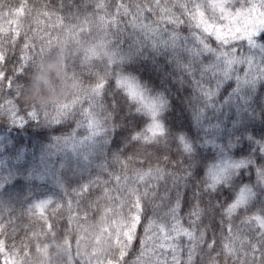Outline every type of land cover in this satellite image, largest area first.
Segmentation results:
<instances>
[{"label": "trees", "instance_id": "trees-1", "mask_svg": "<svg viewBox=\"0 0 264 264\" xmlns=\"http://www.w3.org/2000/svg\"><path fill=\"white\" fill-rule=\"evenodd\" d=\"M101 3L102 9L97 7ZM183 3L190 9L202 5L204 15L198 19L213 28L222 27L213 21V15H221L225 0H161L162 7L166 5L173 17L184 21L179 27L162 18L154 0H0V27L4 29L0 31V264H137L145 250L142 242L152 245L147 238L157 231L156 226L163 224L170 231L177 222L183 228L195 227L197 236L205 232L208 242L215 241L211 251L206 245L201 246L203 253L197 250L193 264H241L244 253L249 254L250 264L251 244H258L264 229L254 220L245 221L264 216V189L258 188L248 205L231 217L225 214V203L234 201L239 184L255 182L254 167L241 169L231 185H221L212 195L202 193L199 181L207 163L225 152L233 157L250 155L257 164L264 163V153L256 144V140L264 142V79L257 80L254 87L245 84L247 64L234 65L230 78L223 80L219 89L212 72L203 76L199 71L194 76L186 73L182 65L198 50L202 54L194 67L215 63V56L203 51L196 37L213 50L225 48L196 27L179 7ZM120 4L128 8L127 14L118 11ZM239 5L236 0L233 11ZM18 9H23L20 17L15 15ZM13 20L18 23H11ZM256 41L264 45V33ZM231 46L239 56L254 58L252 75H256L264 53L250 48L246 40L243 45L232 42ZM123 70L137 73L168 97L170 106L163 119L170 133H186L196 148L197 163L190 177L185 174L176 181L172 175L166 180L153 176L144 182L134 181L135 169L147 171L155 164L150 151L133 153L136 142H130L131 134L141 129L146 118L129 111L114 89L111 78ZM100 78L109 80L101 95L93 98L91 89ZM209 89L216 95L211 106L205 107L203 93ZM236 89L239 91L234 92ZM69 93L73 96L41 111L36 120L21 102L32 101L42 108ZM73 100L74 109L66 115L61 106ZM112 118L118 127L110 137L102 134L79 143L92 133L90 119L105 127V121ZM59 136L57 145L54 138ZM65 137L74 139L65 146ZM205 140L219 147L206 145ZM115 153H120L121 161L133 157L126 170L114 159ZM171 155L175 158V153ZM116 176L121 177L119 184ZM124 176L129 177L127 182ZM84 185H89L88 189ZM129 188L136 190L134 195ZM137 196L139 210L135 207ZM49 197L54 202L46 206L43 216L35 209L29 211L30 205ZM177 203L179 208L171 213ZM201 210L193 226L196 217L191 213ZM135 215L140 217L136 234L121 260L125 233L130 230L118 233L112 224ZM237 236L233 242L240 249L239 256L226 257L223 245ZM240 239L246 241L242 248ZM174 242L180 244L178 258L186 264L191 247L188 238L182 235ZM171 256L169 251V264ZM139 264L152 262L145 256Z\"/></svg>", "mask_w": 264, "mask_h": 264}, {"label": "snow or ice", "instance_id": "snow-or-ice-1", "mask_svg": "<svg viewBox=\"0 0 264 264\" xmlns=\"http://www.w3.org/2000/svg\"><path fill=\"white\" fill-rule=\"evenodd\" d=\"M154 5L156 8H159L160 11L164 14L162 17L163 19H166L168 23L171 24H179L181 21L179 18H175L171 14V9L167 8V6H161V0H154ZM98 8H103L104 5L98 4ZM180 8L183 9L184 13L189 16L190 19L195 21L197 28H202V32L206 34H213L218 41L221 42L222 48H225L224 51L213 50L208 43L205 42L204 39L200 37H196V39L199 41V43L203 46V51L212 53L215 56V63L208 64V65H201L198 69L194 67V61L197 59L199 55H201V51L198 50L194 53H192L191 60L187 63L182 65L184 71L188 73L189 75L194 76L197 71L201 73V75H206L209 72L213 73V76L218 78L217 83V89H219L220 84L223 82V80H226L230 78V70L233 68L236 64H247L248 65V71L245 73V84L254 87L256 84V81L259 79H264V61L261 62L260 66H256V75H252V69L255 65V60L253 57L250 56H239L237 54V49L231 46L230 41L236 40V39H244L247 41V44L250 48H258L261 53H264V45L258 44L257 41L253 38V33L257 30L254 28L244 27L239 24V22L236 23L235 26L230 27L228 31H222L220 27L213 28V26L209 23H206L203 19H198V17H203L204 13L200 11V6L198 4H194L193 7L190 9L188 3H183L179 5ZM138 11L140 9V6H137ZM120 9H123L125 14L128 13V8L120 4L118 5V11ZM148 10L152 11V7L148 6ZM23 14V9H18L15 12V15L17 17H20ZM142 14V13H141ZM101 20H103V17H101ZM114 22V21H113ZM11 23H18L17 20H13ZM4 29L0 27V31H3ZM19 33L17 32V35ZM174 40L179 39L178 36L173 37ZM51 44V42H49ZM226 46V47H225ZM0 59H3L2 56H0ZM2 75V74H0ZM251 76V79L249 77ZM239 80V78H237ZM105 80L103 78H100V82L96 83L95 86L91 89V93L93 94V98L100 96L101 91L104 88ZM239 89L234 90V92H238ZM216 95V92L209 89L208 91H205L203 93V98L206 102L205 107L211 106V101L213 96ZM232 94H230L231 97ZM226 103L228 101H225ZM62 109L67 110V105H62ZM145 107L152 112L153 115V122L148 126L146 129V132L144 133H138L134 139H141L144 142H147L151 140L157 133L162 131V128L159 124V121L155 119V109L153 104L151 103H145ZM88 112V110H85ZM32 119L36 120L39 118V114L37 112H30L28 113ZM91 115V113H89ZM45 118H47V113H45ZM199 121V117L197 118ZM15 123V120L13 121ZM58 122V121H55ZM21 124L20 126H22ZM89 128L92 129V133L89 137H85L84 140L80 141L79 143L83 145L87 140H91L94 136H100L105 132V129L102 125V123L99 120L96 119H90L89 120ZM150 133V135L148 134ZM73 137H65L63 138V144L67 146L70 141H72ZM180 143L183 144L186 151H191V144L185 139V137L181 136L179 137ZM60 138H57V145L60 143ZM204 143H212L214 147H219L214 143V141L205 140ZM256 144L260 145L259 151L264 152V142L262 141H256ZM233 145L230 143L228 147H232ZM53 147V146H51ZM73 151L76 150L75 143H73ZM221 151H224L223 148H221ZM88 158L87 155H84V159L86 160ZM114 159L118 163L122 165V167L126 170L130 163L133 161V157H127L125 160L121 161L119 160L118 156H114ZM250 161H240L239 163L231 162L228 160H224L221 163H217L214 165L209 166L208 168V177L211 181V184L209 187L214 188L215 185L220 182L224 177L225 174L228 172L229 169L240 167L241 165H246ZM63 167V164L61 165ZM155 176L156 179H164V173L163 172H157L153 169H149L147 171H144L143 169H135L134 170V181L144 182L146 178ZM258 176H260L261 179H264V169H258ZM38 178L43 179V176L40 175ZM176 181H179L182 179V177H174ZM115 180L117 184L121 182V177L116 176ZM123 180L127 182L129 180L128 176H124ZM89 185H84L83 188L86 190L88 189ZM105 193H108V189H104ZM128 191L135 194L136 190L129 188ZM254 192L249 188H243L241 189L239 195L235 198V200L228 205L227 209H225V213L227 216L231 217L234 213L237 212L238 209L244 208L248 205L249 201L253 199ZM51 197L48 199L42 200L35 205L29 206V211L31 212L33 209L37 213H39L41 216H43L44 210L47 205L53 203ZM123 203V202H122ZM57 207H60V205H57ZM135 207L137 210L140 209V198L137 196ZM179 208V203L176 204L175 207L170 209L171 213H175L176 210ZM202 214L201 211H195L191 213V215L196 217V220L192 221V225L194 226L196 224V221L200 219ZM139 215L133 216V228L137 223H139ZM255 221L261 229H264V216L256 215L254 217H249L246 223ZM154 226V222L149 225V228L145 231H149ZM157 227V231L154 232L151 236H149L147 239L152 241V245L149 247L147 244L142 242V247L145 249L144 251H141L138 259L137 264H139V261L143 259L145 256L148 257V260L152 262V264H169V260L167 259L168 252L170 251L171 256V264H185V262H182L180 258H178V253L180 251V244L179 241L180 236H185L188 238L191 247L188 248V257L186 264H193L194 256L199 250L201 253L205 251L204 247H201L203 245H206V249L208 251H211L214 248L215 241L208 242L205 239V232L201 231L199 232V235L197 236V229L195 227L191 228H183L179 225L177 222L176 224H173L171 226L170 231H166V228L163 224H160ZM229 231L231 232V227L229 228ZM163 234V235H161ZM260 235V241L258 244H251L252 249V256H251V262H259L264 261V231H261L259 233ZM127 243L122 246L121 252H120V258L123 260L126 257V249L131 246V241L134 239V233L132 231L125 233ZM239 239V237H230V240L228 243H225L223 245L224 249V255L226 257H238L240 249L235 247L234 240ZM245 240L240 239V245L241 248L245 244ZM259 252V255H255V253ZM163 255L164 258L161 259L160 256ZM248 253H244V259L241 261V264H249V261L247 260ZM155 257V260L153 261L152 258ZM215 257H212V260L215 261ZM250 262V264H251Z\"/></svg>", "mask_w": 264, "mask_h": 264}, {"label": "clouds", "instance_id": "clouds-1", "mask_svg": "<svg viewBox=\"0 0 264 264\" xmlns=\"http://www.w3.org/2000/svg\"><path fill=\"white\" fill-rule=\"evenodd\" d=\"M235 3L236 0H225V5L221 9V15L217 17L214 14L213 21L218 22L224 28H227L229 26L233 27L237 22H239L241 26L257 29L253 33V38L256 40L258 37H260L261 33H264V0H247L246 3L245 0H240L239 7H235L233 11V6L235 5ZM198 5L202 7V5ZM180 21L181 22L179 24H176L177 27H179L180 24L184 23L183 20ZM207 36L214 37L217 45L219 47H222L221 42L218 41L213 34L209 33L207 34ZM244 41V39H236L230 41V43L232 45V42H240L241 45H243ZM108 80L109 79L105 80V84L108 82ZM111 80L114 82V89L119 91L122 100L124 101L128 110L137 114H142L146 118V121L141 129L131 134L130 142H136L133 148V153L135 154L138 151H150L154 157L155 167L153 170L157 172H163L165 180L169 175H172L174 177H184L186 174L187 178L190 177L192 175V169L197 163L196 148L193 145V141L189 139L186 133H170L169 127L163 119L164 113L169 109L170 106L169 99L165 95V93L163 91L154 90L148 83V81L142 79L140 75L133 71H118L115 76L111 78ZM71 96H73V94L69 93L68 95L56 101H50L44 104L42 108L32 101L21 100V102L26 108L31 109L30 112H37L39 114L41 111H44L52 107L53 105L60 104L61 101L66 100ZM75 103L76 101L73 100L70 104H63L68 106L66 115L74 109ZM145 103L153 104L156 112L155 119L159 121V124L162 128L161 132L157 133L151 140L147 142H144L141 139H134V137L138 133L146 132L148 126L153 122L154 117L152 115V112H150L145 107ZM30 118L32 119V117ZM46 122L51 123L47 119ZM55 123H59V121ZM105 125V132L103 133V135L106 137H110L113 133V130L118 127V124L114 123L113 118L111 120H106ZM181 136L185 137V139L191 144V151H186L183 144L180 143L179 137ZM57 138H60V136L55 137L54 141L57 142ZM204 144L209 145V143ZM75 151L72 150L73 153H75ZM171 153H175V158H173ZM118 155H120V153L113 154V156ZM224 160L235 163H239L240 161L245 160H248L250 162L246 165H241L240 167L229 169L225 174V177L220 182H218L214 188L209 187V185L211 184V181L208 177L209 166L221 163ZM249 165H252L255 169L256 180L254 183L249 182L239 184L234 189V200L243 188L251 189L256 195V190L258 188L264 189V179H261L260 176H258V169H264V163L257 164L255 159L250 155L233 157L227 152H225L223 156H217L215 160L209 161L207 163L203 175L201 176L199 181V185L202 186V193L212 195L220 189L221 185L225 187L231 185L234 179L239 177L241 169H247ZM169 169H171V172H169ZM231 203L232 202H226L225 209H227L228 205H230ZM223 206L224 205H221V207ZM112 226L117 229L118 233H120V231L123 229H129L134 233V236L136 234L137 224L133 228L132 216H126L121 219L114 220ZM132 243L133 240L131 241V246Z\"/></svg>", "mask_w": 264, "mask_h": 264}, {"label": "rangeland", "instance_id": "rangeland-1", "mask_svg": "<svg viewBox=\"0 0 264 264\" xmlns=\"http://www.w3.org/2000/svg\"><path fill=\"white\" fill-rule=\"evenodd\" d=\"M219 27H220V26H219ZM230 27H232V26H229V27H227V28H224V27H220V28H221L222 31H228V29H229Z\"/></svg>", "mask_w": 264, "mask_h": 264}]
</instances>
